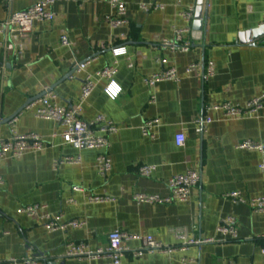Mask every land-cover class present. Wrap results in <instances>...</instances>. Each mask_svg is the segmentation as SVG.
<instances>
[{
	"label": "crops",
	"instance_id": "0c3cea01",
	"mask_svg": "<svg viewBox=\"0 0 264 264\" xmlns=\"http://www.w3.org/2000/svg\"><path fill=\"white\" fill-rule=\"evenodd\" d=\"M123 1L127 25L112 26L110 0H55L52 23H38L26 36L0 35V139L10 137L8 122L16 118L19 134L36 133L46 142L41 152L0 162V264L29 257L36 264H112L67 258L66 247L86 242L91 250L106 248L115 230L152 236L174 248L170 254L126 255L121 264H181L184 256L198 264H264V215L226 198L232 192L246 198L264 196L261 155L236 149L245 140L264 141V104L256 114L235 118L215 110L225 102L245 106L264 94V0ZM32 3L0 0V24ZM141 5L163 9L145 13ZM190 9L194 19L187 21L181 13ZM177 30L186 31L189 52L162 47V40L174 41ZM63 33L70 48L61 45ZM119 48L126 55L116 58L113 50ZM78 63L86 64L88 74L115 64L114 81L122 89L113 101L104 92L109 82L100 81L82 104V120L103 116L118 129L110 137L112 170L106 178L95 167L102 152L65 145L63 128L25 108L47 90L57 95L58 104L78 106L85 74L66 78ZM193 63L205 68L213 63L214 75L204 79V71L186 74ZM170 67L178 70L179 82L153 89L146 85V79ZM152 95L155 104H150ZM151 120H158L154 140L142 133ZM180 132L186 137L182 148L175 145ZM65 157H79L80 164L54 165ZM141 166L157 169L151 178H143L138 174ZM190 169L199 172L201 181L188 202H134L138 193L168 196V181ZM91 195L109 201L91 203ZM35 204L46 205L60 224H84L48 232L43 222L18 214ZM229 217L238 223L240 240L182 251V236L220 240L216 229ZM127 246L139 249L141 243Z\"/></svg>",
	"mask_w": 264,
	"mask_h": 264
},
{
	"label": "built area",
	"instance_id": "2783aa9c",
	"mask_svg": "<svg viewBox=\"0 0 264 264\" xmlns=\"http://www.w3.org/2000/svg\"><path fill=\"white\" fill-rule=\"evenodd\" d=\"M11 1V0H10ZM55 0H33L31 6L26 10L13 13L7 22L0 24V35L18 34L26 36L30 34L38 23H52L55 18L53 6ZM110 4L114 9L115 18H111L113 27L128 24L127 4L123 0H110ZM140 8L145 12L162 10L161 5H141ZM181 16L187 21L194 19V9L184 11ZM186 31L177 30L175 32L174 41L162 40L160 43L163 48L169 49L172 52H189L191 46L184 41L183 34ZM61 45L66 48L72 46L68 36L63 33L61 36ZM113 54L116 58L126 55V50L123 48L114 49ZM86 64H75L72 69L74 74H85L82 79L80 103L74 108L62 106L56 102L57 95L47 90L46 95L26 107L33 110L35 116L42 120L53 121L57 123L63 132L61 134L63 143L69 145L78 151L93 150L102 152L96 158L95 167L98 173L103 177H108L112 170V161L108 155L110 147V137L117 132V127L109 122L105 117L100 116L91 122H86L81 118L82 104L92 95L100 81L106 80L109 82L105 88V94L113 101L117 100L122 93V89L116 84L114 78L117 70L115 64L104 68L96 74L85 73ZM203 72L204 79L212 77L215 73V66L210 63L206 68L202 64L193 63L186 69V74H194ZM180 77L178 70L170 67L154 74L145 80L146 85L153 89L157 84L163 82H179ZM52 101V102H51ZM156 98L154 95L150 97V104H155ZM264 104V94L256 98L245 106L234 105L225 102L217 106L215 110L222 111L225 116L235 118L242 116H251L258 113ZM16 118L8 122L10 137L8 139H0V162L7 159H21L29 152H41L45 149L46 142L36 133L19 134L16 130ZM211 123L210 120L207 121ZM158 125V120H151L144 124L142 133L144 137L155 139L153 130ZM186 137L184 132H180L175 136V145L178 148L184 147ZM237 150L257 152L262 157V162L259 166L261 171H264V141L245 140L236 146ZM79 157H65L61 160H56L54 165L60 166L63 164H80ZM154 166H141L138 169L139 176L143 178H151L156 171ZM201 181L199 172L195 169L188 170L185 174L177 175L171 178L167 183L169 190L168 196L149 195L138 193L135 194L133 200L135 203L141 204H156V205H171L174 203H186L190 200L192 192L198 187ZM4 181L0 177V187ZM226 198L232 200L235 204H243L250 207L257 214L264 215V196L256 198H246L238 192H232L226 195ZM89 201L95 204H102L109 201L108 197L91 195ZM19 215L37 219L43 222L44 227L48 232L66 231L68 228H80L84 222L72 221L67 224H60L56 218H52L47 212V206L44 204H35L22 207L18 210ZM216 233L220 235V240L207 239L202 241L188 240L185 237L180 239L182 243V251H186L191 246H200L211 243H225L230 241H238L239 231L238 223L234 217H229L223 220L217 227ZM140 242L139 249H132L127 246L129 242ZM174 248L166 246L157 241L152 236H141L128 234L122 230H115L108 236V246L106 248H98L91 250L86 242L70 243L66 247V257L76 258L79 260H110L112 264H121L122 259L126 255H131L134 258H140L145 254H170ZM264 254V251H263ZM1 263V260H0ZM8 264H36L34 258L11 259ZM181 264H198L197 260L184 256Z\"/></svg>",
	"mask_w": 264,
	"mask_h": 264
},
{
	"label": "water",
	"instance_id": "95a60500",
	"mask_svg": "<svg viewBox=\"0 0 264 264\" xmlns=\"http://www.w3.org/2000/svg\"><path fill=\"white\" fill-rule=\"evenodd\" d=\"M74 73H75V71L72 70V72H71L66 78H71V77L73 76ZM33 102H35V101H33ZM33 102L28 103L27 106L30 105V104L33 103ZM27 106H26V107H27ZM26 107H25V108H26ZM11 120H12V119H11ZM9 121H10V120H9Z\"/></svg>",
	"mask_w": 264,
	"mask_h": 264
}]
</instances>
